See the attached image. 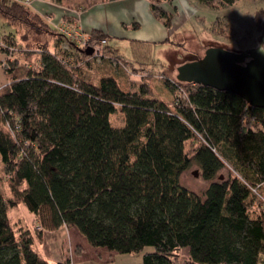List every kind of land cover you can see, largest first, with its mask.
Segmentation results:
<instances>
[{"label":"trees","instance_id":"16d2710c","mask_svg":"<svg viewBox=\"0 0 264 264\" xmlns=\"http://www.w3.org/2000/svg\"><path fill=\"white\" fill-rule=\"evenodd\" d=\"M163 1L151 0L152 11L169 27ZM197 1L217 7L239 0ZM255 15L258 22L264 9ZM0 16L26 30L17 42L4 36L6 47L0 46L7 55L0 179L8 189L4 195L0 186V264H69L48 248L61 227L115 253L151 247L140 264H172L185 247L187 264H264V201L251 190L260 185L264 197L263 108L162 73L172 96L163 102L143 76L153 43L131 41L128 66L106 34H91L106 40L95 56L26 5L0 0ZM26 32L38 38L31 47L38 62L31 65L16 55ZM62 42L66 50L54 52ZM72 58L107 68L91 77ZM117 112L120 127L109 122ZM193 165L208 183L201 193L180 181ZM20 204L38 222L33 232L15 230L9 220L8 210Z\"/></svg>","mask_w":264,"mask_h":264},{"label":"rangeland","instance_id":"374dc122","mask_svg":"<svg viewBox=\"0 0 264 264\" xmlns=\"http://www.w3.org/2000/svg\"><path fill=\"white\" fill-rule=\"evenodd\" d=\"M70 1L72 5H76L71 11L76 13L78 11L81 12V9H86V5L90 1L99 2L100 0ZM191 4L195 7L196 13L182 22L176 20L174 15L173 17L171 16V27L162 29L161 34L157 33V41L167 38L168 42L154 44L151 59H149L150 62H147L149 65L147 67L142 66L146 70L143 74L145 80H143L151 87L156 99L163 102H167L172 96L170 91L165 87L164 80L160 79L162 77L160 74L163 73L169 79L174 80L176 77V67L183 62L201 57L206 48L211 46L222 47L236 52L259 48L264 49V15L258 22L254 21L255 14L259 10L264 9V0H239L233 5L217 7L204 5L197 0H191ZM27 7L29 10L34 11L31 5ZM127 11H130V7H127ZM109 12L112 14L113 10ZM86 16H91V14L89 13ZM123 19L125 26L123 28L120 27V38L110 37L109 46L117 51L123 62L130 66L133 63L130 43L136 37L145 36V31L148 28L139 26L138 21L124 17ZM25 31L21 26L7 24L5 19L0 16V42H3L2 37L9 34H12L17 42ZM31 33H28L29 39L25 46L24 44L21 45V43L18 45L21 52L16 54L18 58H21V60L29 65L38 62L39 58V54L34 49H31L32 40L37 41L38 38L35 34ZM90 36L92 40L100 39L97 36ZM73 45L76 46L75 43ZM77 45L82 47L81 44ZM65 46H67V43L62 42L60 47L56 48L54 52H63V50H66ZM50 49L53 50V46ZM6 56V53L0 50V84L2 82H5L4 84L7 83L3 69ZM68 60L75 68L82 67L87 72L86 74H89L91 77H100L106 71L105 68H107L105 67L107 65L100 64L98 60L91 63L92 66L95 64L94 67H91V64L89 65L83 58L78 62L74 61V58ZM131 74L135 78H140L141 75L137 71L134 73L130 71L129 75ZM126 76L127 74L123 72L121 76L123 81ZM109 122L113 126H122V114L119 112L111 114ZM193 172H196L197 176ZM180 181L182 185L198 193L204 191L208 185L206 181L202 180L199 169L194 165L182 174ZM0 186L3 194H8L7 186L1 179ZM8 217L15 230L22 227L30 229L33 232L36 225H38L34 216L21 204L8 210ZM53 233L54 237L47 239L49 250L54 252L56 258L62 256L69 259V264H140L143 255L151 251V247L149 246L144 247L139 252L125 254L115 253L104 248H93L75 228L70 227H61L51 234ZM41 247L37 244L36 248L40 251ZM188 259V248L185 247L176 252L172 264H187Z\"/></svg>","mask_w":264,"mask_h":264},{"label":"water","instance_id":"95a60500","mask_svg":"<svg viewBox=\"0 0 264 264\" xmlns=\"http://www.w3.org/2000/svg\"><path fill=\"white\" fill-rule=\"evenodd\" d=\"M87 54L92 51L87 49ZM175 79L226 91L264 109V49L230 51L208 47L201 57L176 67ZM197 176L196 172H193Z\"/></svg>","mask_w":264,"mask_h":264},{"label":"crops","instance_id":"0c3cea01","mask_svg":"<svg viewBox=\"0 0 264 264\" xmlns=\"http://www.w3.org/2000/svg\"><path fill=\"white\" fill-rule=\"evenodd\" d=\"M132 3L133 0H100L99 2L90 1V3L86 5V9H81V12L78 11L76 13L71 11V9L76 7V5H72L70 0H36L30 5L34 9V11H32L33 13H37L42 16L52 26H55V24H57L60 20H65L69 23L79 25L85 34L91 35L94 31L106 34L109 44L110 37L120 38V27L123 28L125 26L123 17L138 21L134 15H130ZM165 3L170 5L171 0L161 2V6ZM127 7H130V11H127ZM110 10H113L112 14L109 12ZM165 12L172 17L174 15L170 6ZM89 13L91 16H86ZM138 24L141 26L139 22ZM169 27H171V25ZM167 28L168 27H166L163 22L157 18L154 30L151 27H148V30L145 31V36H135L136 39L133 40L147 41L153 43V45L156 43H167V38L164 40L161 39L163 41H157V33L161 34L163 31L162 29ZM4 83L5 82H2L0 86H2Z\"/></svg>","mask_w":264,"mask_h":264},{"label":"clouds","instance_id":"9594fccd","mask_svg":"<svg viewBox=\"0 0 264 264\" xmlns=\"http://www.w3.org/2000/svg\"><path fill=\"white\" fill-rule=\"evenodd\" d=\"M169 6L176 20L180 22L196 13L191 0H171L170 5L168 3L162 5L165 11ZM152 7L151 0H133L130 15H134L142 27H151L154 30L157 18L153 14Z\"/></svg>","mask_w":264,"mask_h":264},{"label":"built area","instance_id":"2783aa9c","mask_svg":"<svg viewBox=\"0 0 264 264\" xmlns=\"http://www.w3.org/2000/svg\"><path fill=\"white\" fill-rule=\"evenodd\" d=\"M4 1L15 2L28 6L35 0H4ZM54 27L58 30L59 33H61L64 37L68 38L70 41L74 42L76 45L81 44L82 46H87L91 48L95 56L99 55L101 46L106 43V40L104 38L92 40L91 36L85 34L82 28L77 24L60 20L57 24H55ZM0 46L6 47V44H4V42H0ZM179 88L180 87H178V89ZM182 96L184 97L185 94H183ZM259 188L260 185L257 184L255 187L251 188V190L254 194H256L260 199L264 201V197L261 196L258 192Z\"/></svg>","mask_w":264,"mask_h":264}]
</instances>
